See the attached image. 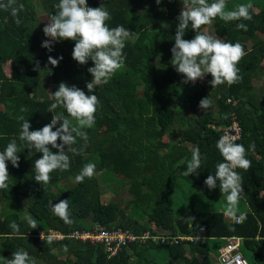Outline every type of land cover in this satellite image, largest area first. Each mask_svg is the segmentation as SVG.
<instances>
[{
    "label": "trees",
    "instance_id": "obj_1",
    "mask_svg": "<svg viewBox=\"0 0 264 264\" xmlns=\"http://www.w3.org/2000/svg\"><path fill=\"white\" fill-rule=\"evenodd\" d=\"M58 3L59 0H17V4L24 5L19 25L10 11L0 9V151L14 138L19 148V167L7 162L8 187L0 190V257L10 259L12 252L23 249L37 264H158L154 260L156 252L167 259L165 264H215L225 238L237 237L242 239L240 248L248 264H264V97H258L253 86L257 75L264 74V9L251 3L250 21L225 22L219 17L212 21L214 34L225 42H240L246 55L237 65L241 80L206 90L200 81L190 88L171 64L181 0H161L159 4L156 0H87L89 7L103 4L109 11V27L123 26L135 32L138 39L126 42L125 66L107 84L94 90L100 101L95 124L85 129L86 144L77 138L74 145L83 151L68 153L69 170L52 172L50 183L41 185L34 179V162L42 154L19 140L23 123L19 117L29 120L30 131L49 124L52 114L64 111L58 108L48 112L54 102L50 94L58 90L61 82L88 94L86 84L92 80L88 68L94 66L91 60L80 65L72 59L74 41L53 42L51 51L41 46L50 38L43 33L45 24L39 12L48 20L57 11ZM240 3L248 1L226 0V10ZM239 23H244L247 31L237 29ZM206 26L199 31L204 33ZM195 35L189 26L184 39L191 40ZM49 56L63 59L54 67L48 63ZM205 79L210 82L212 77L209 74ZM207 96L212 104L203 111L199 103ZM21 108L27 111L21 112ZM232 115L241 128L236 143L245 147L251 161L247 171L236 169L243 177L242 199L247 204L243 212L246 219L239 224L224 219L223 211L215 205L225 201L219 199L223 196L219 182L212 190L204 184L209 175H214L216 165L223 162L216 143L223 135L222 129L230 125ZM177 133V141H163L166 135L174 138ZM252 144L254 151L249 147ZM191 146L199 148L202 164L198 175L185 177ZM90 162L96 166L94 175L77 183L76 175ZM99 172L121 178L129 197L124 203L129 208L135 206V212H140L146 221L122 215L113 202H101ZM179 193H188L185 203H190L184 212L179 211L183 201L177 198ZM61 200L69 202L71 223H65L51 209V204ZM22 208L37 221L36 229L29 226ZM191 208L195 211L189 219L193 240L175 243L173 237L180 235L175 221ZM13 221L19 225V234L10 227ZM94 224L107 230L127 229L138 236L147 232L150 237L143 244L129 243L131 253L123 248L110 257L100 244L70 237L74 232L91 231ZM49 230L65 237L48 243ZM0 264L4 261L0 260Z\"/></svg>",
    "mask_w": 264,
    "mask_h": 264
},
{
    "label": "clouds",
    "instance_id": "obj_2",
    "mask_svg": "<svg viewBox=\"0 0 264 264\" xmlns=\"http://www.w3.org/2000/svg\"><path fill=\"white\" fill-rule=\"evenodd\" d=\"M156 2L159 4L161 0H156ZM181 3L182 9L177 17L178 25L174 37L175 44L171 49V64L179 74L185 77L183 82L203 81L210 74L212 79L209 83L212 88L225 83L228 85L237 83L242 79L237 65L246 55L243 45L240 42L234 44L225 42L219 37L204 34L199 29L201 26L211 24L217 17L225 22L250 21L253 5L240 3L231 10H226V0H211V2L209 0H181ZM55 7L57 11L50 16L43 28L44 35L50 39L43 42L41 46L51 51L53 42L74 41L72 59L80 65H86L91 60L94 66L88 68L92 76V80L86 84L88 94L75 86L69 87L65 82L59 84L55 93H49L54 102L50 105L48 112L54 113L58 108L64 110L55 115L52 114L49 124L41 129L30 131L29 120H25L23 116L19 117L23 121L19 140L27 142L29 148H34L36 152L42 154L41 158L34 162V179L41 185L50 183L52 172L69 170L71 161L68 153L79 154L83 151L82 148L78 149L74 145L77 143V138L82 139L86 144L88 135L85 129H90L95 124V113L100 106V101L94 94V90L99 85L107 84L111 77L125 66L126 57L123 50L126 42L130 39L133 41L138 39L135 32L123 26L109 27L107 21L111 19V15L103 4L92 8L88 6L87 0H59ZM0 9L10 11L17 25L21 23L19 12L24 9L23 4H17V0H6V2L0 0ZM189 26L196 35L193 39L186 40L184 36ZM237 29L247 31V26L239 23ZM62 59V56L59 59L49 56L48 63L55 67ZM211 104V99L207 96L200 101L199 107L206 111ZM25 111L27 108H21V112ZM227 118L225 114L224 119ZM58 124L59 127H57ZM236 139L237 137L229 132H225L218 139L216 148L223 157V162L216 165L214 175H209L204 184L212 190L217 187L218 181L219 189L226 200L223 214L232 220L243 221L246 216L239 211L238 204L244 196L242 188L244 181L236 169L247 171L251 167V161L247 158L245 147L236 143ZM49 146L56 151L50 150ZM249 147L254 151V144ZM18 152L19 148L15 138L7 144L3 151H0V190L8 187L7 181L10 175L7 162H11L14 168L19 167ZM201 164L200 150L195 148L183 175L185 177L192 174L198 175ZM95 167V164L91 162L85 164L76 175L75 181L82 183L85 178H91L95 173ZM52 211L65 223L72 222L68 200L53 204ZM25 219L30 227L37 228V221L30 214L26 215ZM97 226L104 227L94 224L91 231ZM10 227L14 234H19V225L15 221L11 222ZM41 239H44L43 233ZM47 240L51 243L52 237L49 236ZM173 240L177 243L178 241H192L193 238H190V235L180 234L173 237ZM145 241L136 240L130 243L143 244ZM124 248L130 251L129 244ZM0 260H3L4 264H37L35 258L23 249L12 252L10 259L0 257Z\"/></svg>",
    "mask_w": 264,
    "mask_h": 264
},
{
    "label": "rangeland",
    "instance_id": "obj_3",
    "mask_svg": "<svg viewBox=\"0 0 264 264\" xmlns=\"http://www.w3.org/2000/svg\"><path fill=\"white\" fill-rule=\"evenodd\" d=\"M247 1H248V3L254 4L259 9H264V0H247ZM39 15H40V19L42 20V22H44V24L46 25V23L48 21L46 16L42 15L40 12H39ZM214 30H215V28L213 27V25L211 23V24H208L202 31L204 33H206L207 35H212V36L218 37V36H216L214 34V32H215ZM262 65L264 67V62H263ZM198 81H200V80H198ZM200 82H202L201 84H203V86H204L203 88H205L206 90H211L212 89L210 83L207 82L205 78H204L203 81H200ZM49 84L47 86L48 91H50L51 87H52V84H50V85ZM196 84H197V81L195 83H192V82L188 83L190 88H194L196 86ZM253 86H254V90L257 93L258 97H261V96L264 97V74H258L257 75V77L253 80ZM178 88L179 87L177 86L176 89H178ZM178 102L183 105L184 109H186L185 104L181 100H178ZM211 110L214 111L213 108ZM103 129L104 128H102V130ZM177 140H178V133L174 136V138H169L167 135L163 138V141L166 142V143H169L171 141H177ZM190 149H193V146H191ZM98 177H99V186L103 190L102 191L103 195L101 197V202L102 203L107 204L109 202H113V203L118 205V207L120 209L119 211L121 212L122 215H123V213H125L126 215L132 217V219H137L138 221H146V218L144 216H142V214L140 212H138V214L135 212V210L133 209L135 206H131L132 208H129L125 204L127 202V200L129 199V197L126 195V189L122 186L121 178H115L112 175H109V174H106V173L102 174L100 172L98 173ZM183 185H184L183 182H179V186H183ZM62 186H60V187H62ZM183 187H184L185 190H188L185 186H183ZM53 188H54L53 192L57 195V189L55 188V186ZM58 192L60 193L62 191H58ZM179 197H182L183 201H180L181 202L180 203L181 206L179 205L180 208L179 207L178 208H179V211L184 212V210L187 209V205L190 203V202L185 203L186 202L185 200L188 197V193H184V194L183 193H179L177 195V198H179ZM220 198L222 199L224 197L220 195L219 199ZM124 201H126V202L124 203ZM219 202L220 203H215L216 207L220 208V210L224 211V208L226 207V200L224 201L222 199V201L220 200ZM192 204H193V202H192ZM201 205H204V203L202 202ZM238 208H239V211L242 212V213L247 209V204L245 203V201L243 199L240 200V202L238 204ZM22 209H23L22 213L26 215L25 208H22ZM51 209H52V204H51ZM191 209H193V208H191ZM15 210L17 211L16 208H15ZM12 211H14V209L8 210L9 213L12 212ZM187 213H185L183 215H186ZM2 215L4 217L3 213H2ZM118 220H120V219H118ZM87 221L90 222V220H87ZM50 231H52V230H49L48 234H49V236L52 237V239H54V238H56V240L57 239H60V240L63 239L62 237L60 238L61 235H59L58 233L53 232V231L50 232ZM145 233H147V232H145ZM84 235H89V233L85 232ZM80 240L84 241L83 239H80ZM151 243H152L151 246L154 247L155 244H156V241H153ZM54 254H56L57 257H61L60 254H58V252L54 251ZM154 255H155L154 260L157 261L158 264H165V262L167 261V259L164 258V256L161 253L154 252ZM62 258H65V257H62ZM39 264H46V263L42 262V263H39ZM174 264H177V263L175 262ZM215 264H219L218 260H216V258H215Z\"/></svg>",
    "mask_w": 264,
    "mask_h": 264
},
{
    "label": "built area",
    "instance_id": "obj_4",
    "mask_svg": "<svg viewBox=\"0 0 264 264\" xmlns=\"http://www.w3.org/2000/svg\"><path fill=\"white\" fill-rule=\"evenodd\" d=\"M223 135L225 132H229L231 135L237 137L236 141L239 140L241 136V128L239 122L236 120L235 116L232 115L230 125L222 129ZM235 141V142H236ZM225 216V215H224ZM227 221H232L233 223L239 224L241 221H235L231 218L225 217ZM98 228V231H96ZM95 228L93 231L84 232H74L70 237H74L78 240L83 239L84 241H90L92 243L98 242L105 247V251L109 253L110 256L117 254L122 247L127 246L130 242L136 240H142L144 242L148 239L149 233H145L142 236H136L129 230L116 229L107 230L104 227ZM89 233V235H84V233ZM60 238H64L63 234L59 233ZM56 239V238H54ZM60 240V239H59ZM63 240V239H61ZM226 244L218 250L217 260L219 264H248L243 253L241 252L242 239L237 237L225 238ZM176 241V240H175Z\"/></svg>",
    "mask_w": 264,
    "mask_h": 264
},
{
    "label": "water",
    "instance_id": "obj_5",
    "mask_svg": "<svg viewBox=\"0 0 264 264\" xmlns=\"http://www.w3.org/2000/svg\"><path fill=\"white\" fill-rule=\"evenodd\" d=\"M194 214H195V211L193 209H191L186 215H183L182 217H180L179 219H177L175 221V227H176L177 231L179 232V234L184 235V236H189L190 235L189 219L191 217H193Z\"/></svg>",
    "mask_w": 264,
    "mask_h": 264
},
{
    "label": "crops",
    "instance_id": "obj_6",
    "mask_svg": "<svg viewBox=\"0 0 264 264\" xmlns=\"http://www.w3.org/2000/svg\"><path fill=\"white\" fill-rule=\"evenodd\" d=\"M223 217H224V219H226L225 217L226 216H224V214H223ZM232 222V221H231ZM233 223V222H232ZM125 230H127V229H125ZM130 231V230H129ZM133 233V232H132ZM134 234V233H133ZM144 234V233H143ZM134 235H136V236H138L137 234H134ZM124 248V247H123ZM125 249V248H124ZM118 252H120V250L118 251ZM132 251H131V249H130V251H129V253H131Z\"/></svg>",
    "mask_w": 264,
    "mask_h": 264
}]
</instances>
